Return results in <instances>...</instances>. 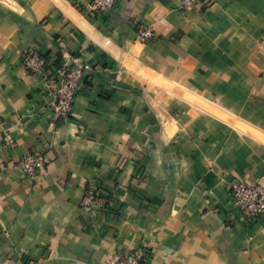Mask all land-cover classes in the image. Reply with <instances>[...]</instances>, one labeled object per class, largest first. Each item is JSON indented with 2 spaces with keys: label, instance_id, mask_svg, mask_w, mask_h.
I'll use <instances>...</instances> for the list:
<instances>
[{
  "label": "crops",
  "instance_id": "1",
  "mask_svg": "<svg viewBox=\"0 0 264 264\" xmlns=\"http://www.w3.org/2000/svg\"><path fill=\"white\" fill-rule=\"evenodd\" d=\"M90 1L0 0V264H264V218L228 205L264 182V0H117L103 18ZM32 52L53 68L29 74ZM73 60L88 70L56 120L49 78Z\"/></svg>",
  "mask_w": 264,
  "mask_h": 264
},
{
  "label": "built area",
  "instance_id": "2",
  "mask_svg": "<svg viewBox=\"0 0 264 264\" xmlns=\"http://www.w3.org/2000/svg\"><path fill=\"white\" fill-rule=\"evenodd\" d=\"M117 0H91L88 10L99 18L108 16L113 11ZM180 9L192 12L204 5L203 0H179ZM137 39L147 44L154 38L152 29L141 24L137 27ZM260 46L264 49V37L260 40ZM48 58L40 53H29L24 57V67L29 74H45V70L52 69ZM55 70L49 78L46 97V108L51 110L56 120H66L73 109L79 88L84 79V72L88 70L85 63L73 60L70 65H65ZM6 146L13 147L14 141L10 134L4 136ZM22 174L33 182H39L47 168V160L42 153H28L19 162ZM228 205L232 215L242 214L248 221H256L264 218V182L256 181L251 185L236 184L228 198ZM82 207L87 211L104 207L95 189L86 191L82 201ZM144 253H131L120 255L114 264H143Z\"/></svg>",
  "mask_w": 264,
  "mask_h": 264
}]
</instances>
